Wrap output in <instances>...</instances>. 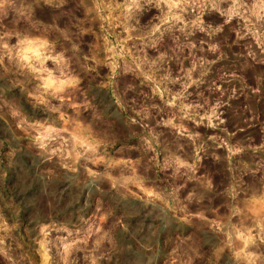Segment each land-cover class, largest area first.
<instances>
[{
    "label": "rangeland",
    "instance_id": "obj_1",
    "mask_svg": "<svg viewBox=\"0 0 264 264\" xmlns=\"http://www.w3.org/2000/svg\"><path fill=\"white\" fill-rule=\"evenodd\" d=\"M0 264H264V0H0Z\"/></svg>",
    "mask_w": 264,
    "mask_h": 264
}]
</instances>
